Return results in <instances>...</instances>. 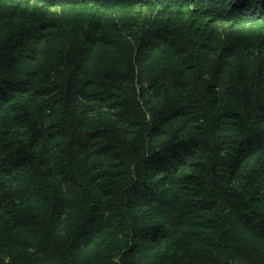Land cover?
Returning a JSON list of instances; mask_svg holds the SVG:
<instances>
[{
  "label": "trees",
  "instance_id": "1",
  "mask_svg": "<svg viewBox=\"0 0 264 264\" xmlns=\"http://www.w3.org/2000/svg\"><path fill=\"white\" fill-rule=\"evenodd\" d=\"M35 1L264 26V0ZM97 26L38 71L34 19L0 38V264H264V61L221 96L200 75L146 89L132 61L86 80ZM91 99L113 114L89 117Z\"/></svg>",
  "mask_w": 264,
  "mask_h": 264
},
{
  "label": "rangeland",
  "instance_id": "2",
  "mask_svg": "<svg viewBox=\"0 0 264 264\" xmlns=\"http://www.w3.org/2000/svg\"><path fill=\"white\" fill-rule=\"evenodd\" d=\"M25 15L40 26L31 41L36 71L53 59L54 51L64 38L93 20L98 26L84 69L86 80L95 79L105 65L125 68L132 61L139 74L137 83L146 89L157 73L179 76L176 82L185 84L200 75L217 85L221 96L229 70L242 66L250 76L264 61V26L208 22L191 15L187 9L164 10L148 6L122 10L91 6L56 8L35 0H0V38ZM38 77L39 82L44 83L40 74ZM86 110L94 119L113 114L110 103L100 99L89 100Z\"/></svg>",
  "mask_w": 264,
  "mask_h": 264
}]
</instances>
